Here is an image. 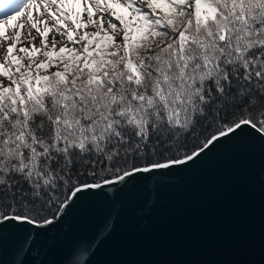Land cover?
Instances as JSON below:
<instances>
[{"label":"snow or ice","instance_id":"1","mask_svg":"<svg viewBox=\"0 0 264 264\" xmlns=\"http://www.w3.org/2000/svg\"><path fill=\"white\" fill-rule=\"evenodd\" d=\"M10 6L0 19V221L50 225L85 190L164 175L246 130L264 139V0ZM26 26L42 48L21 46ZM50 32L63 46L54 36L49 50Z\"/></svg>","mask_w":264,"mask_h":264},{"label":"water","instance_id":"2","mask_svg":"<svg viewBox=\"0 0 264 264\" xmlns=\"http://www.w3.org/2000/svg\"><path fill=\"white\" fill-rule=\"evenodd\" d=\"M73 197L39 226L0 221V264H264V139Z\"/></svg>","mask_w":264,"mask_h":264},{"label":"rangeland","instance_id":"3","mask_svg":"<svg viewBox=\"0 0 264 264\" xmlns=\"http://www.w3.org/2000/svg\"><path fill=\"white\" fill-rule=\"evenodd\" d=\"M85 2V0H80V3L83 5V3ZM112 2H117L119 3L120 0H112ZM11 0H0V19H3V13L8 12L11 10ZM35 12H34V16H35ZM85 12L83 10V7L81 9V16L80 19L81 20H85ZM26 20V18H25ZM15 23V22H14ZM70 23V22H69ZM105 27H107V24H105ZM42 28V26H41ZM88 32H92L94 31V29L92 27H89L86 29ZM10 29H6V32H10ZM28 31L29 28L26 26L24 29L21 30V41L22 44L21 46H28L30 47L31 45H35L36 48L40 49L42 48L41 44H40V36L39 34L36 32V30L32 29V36L28 35ZM35 37V39H32V37ZM55 36V39L58 41L56 48L58 49L60 46H63V43L65 42L58 34H55L53 32H50L47 34V43H48V48L49 50H51V41L53 39V37ZM3 53L0 52V62H2L3 60ZM36 58L39 59H43L42 55L40 52L36 53Z\"/></svg>","mask_w":264,"mask_h":264}]
</instances>
